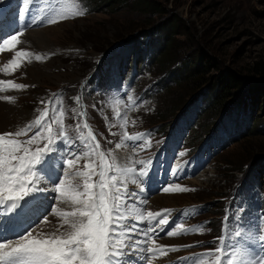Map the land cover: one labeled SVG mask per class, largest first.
<instances>
[{"label": "rangeland", "instance_id": "obj_1", "mask_svg": "<svg viewBox=\"0 0 264 264\" xmlns=\"http://www.w3.org/2000/svg\"><path fill=\"white\" fill-rule=\"evenodd\" d=\"M138 1L79 0L77 3V0H55L58 8L69 18L52 25L38 23L29 27L33 18L39 19L40 16L35 5H31L30 10L22 15L23 0H0V24L4 32L11 34L22 30L19 48L45 57L40 62L34 59L31 63L24 62L11 75L0 71V78L3 80L29 85L27 89L9 88L7 92L0 93V96L14 97L11 103L0 100V134L15 132L33 121L39 116L36 109H43L41 100L54 99L57 105L64 108L63 123L70 139L80 143L79 137L83 136L88 140V129L83 127L86 121L100 144V150L106 155L111 153L108 156L109 162L113 158L121 165L130 162V158L151 161V180L146 185V191L141 193L148 200L143 205V209H147L144 211L171 210L170 218L173 223L165 228V232L169 229H203L174 237L160 232L156 244L168 246L169 250L167 255L158 254L153 258L152 264H193L196 257L213 250L219 244L218 238L221 236L237 248L247 247L250 254L254 249L264 255V245L259 241V236L264 235L263 216L244 214L241 205L236 203L232 211L237 217L241 216V221L246 220L247 228L242 226L244 230H240L238 225L228 223L222 232L213 228L216 226L214 222L221 199L217 198V194L220 197L226 196L236 179L243 172L249 171L253 157L264 156V0H151L158 5L160 13L157 16H146L138 11L135 6ZM40 7L44 8L46 5L41 3ZM81 8L85 14L74 17L73 10ZM150 21L153 23L148 28ZM173 21L177 24L171 43L173 61L160 65V55L167 48L162 28ZM53 26L57 27L54 30L60 31L56 38L52 37L53 33H45V29ZM155 27L158 30L155 31ZM142 29H147L137 36L142 41L136 38L129 47H125L132 52V58L140 59L136 72L132 70V63H123L120 67L118 61H103L104 50L109 54L124 53L119 49L121 41ZM31 31L36 32L28 34ZM44 34L46 37L38 42L41 48H37L27 37L41 38ZM12 55L11 52L0 54V68ZM94 63L99 64L98 70H92ZM192 63L195 66L205 65L202 74L205 78H211V87L205 86L188 94L191 86L188 84V66ZM34 64L39 65V72L37 76L31 77L32 80L26 81L23 74L28 73ZM33 70H36L35 67ZM89 73L91 76L87 77ZM235 82L240 87L235 90V97L226 101L227 109H223V113L220 111L223 117H211L213 100L218 96L215 85L218 83L219 87L224 88ZM54 94H59L61 99H57ZM81 97L85 101L84 106ZM237 98L245 99L242 106L232 105V101ZM73 108L76 109L75 113L72 112ZM118 111L121 116L127 117L126 128L121 127L124 121L117 118ZM22 112H30L29 118L23 120ZM80 113L84 114L83 119ZM176 120L179 123L176 130L179 138L186 136V125L192 122L189 142L193 140V136L202 139L205 135L208 138L210 134L212 139L216 137V144L226 146L230 141V145L217 156L197 153L189 157L188 152H184L187 149L186 142L180 143L179 138L170 145L164 140L165 135L161 138L152 136L158 130L169 135L171 130L167 124ZM77 124H80V128H77ZM170 127L173 129V123ZM125 131L133 136L150 133L148 139L151 146L135 151L131 147L117 149L116 144L122 142ZM127 143L131 144V141ZM181 152L185 153L183 157L179 155ZM133 153L140 157H133ZM52 155L55 157L57 154ZM172 159H178L179 164L184 166L175 177V183L186 187L188 191H160L167 185V181L171 180V185L175 186L172 169L178 163ZM224 160L231 165L223 162ZM86 162V159H80L72 171L84 170ZM189 166L204 169L190 180L192 171H188ZM232 168L240 170L230 171ZM46 170L50 172L51 162ZM249 178L248 184L254 182L257 169L250 171ZM259 182L264 184V166ZM74 183L79 184L81 181L77 178ZM129 190L138 191V187L129 184ZM50 192V197L55 195L54 191ZM49 203L53 205L55 201L50 199ZM44 204L46 208V200ZM206 205H210L209 210L204 208ZM56 218L49 215L48 220L51 221L41 225L43 230L54 231L56 224L60 222ZM15 227L20 230L19 224H7L9 238L14 234L11 229ZM237 233H241V237L238 238ZM183 245L194 247L170 250ZM128 259L136 264L135 257L130 256Z\"/></svg>", "mask_w": 264, "mask_h": 264}, {"label": "snow or ice", "instance_id": "obj_2", "mask_svg": "<svg viewBox=\"0 0 264 264\" xmlns=\"http://www.w3.org/2000/svg\"><path fill=\"white\" fill-rule=\"evenodd\" d=\"M41 3L46 7L41 8ZM23 4L22 15L30 10L31 5H35L40 13L39 19L34 17L29 27L38 23L52 25L69 18L58 8L55 0H23ZM84 14L82 8L73 10L74 17ZM22 35V30L5 33L0 24V54L13 53L0 68L6 75L20 69L24 62L45 59L19 48ZM28 87L13 80L0 79V93L7 92L9 88L23 90ZM54 95L61 99L59 94ZM0 100L11 103L14 97L0 96ZM40 103L43 109H36L39 112L36 119L15 132L0 134V264H133L128 259L130 256L135 257L136 264H152V259L158 254L167 255L169 247L157 245L156 240L159 233L165 232V228L173 223L171 210L145 212L143 209L148 200L141 193L146 191L151 180L152 162L131 158L128 165H121L114 158L109 162L111 153L106 155L100 150V144L86 121L83 127L88 129V140L81 136L80 143H77L68 137L65 130L63 106L57 105L54 99L41 100ZM132 104L135 106L134 102ZM72 112L75 113L76 109L73 108ZM80 116L84 118L83 113ZM116 116L123 119L121 127L126 128L127 117L121 116L119 111ZM149 136L150 133L133 136L125 131L116 148L131 147L135 151L150 147ZM20 137L26 139L21 140ZM53 153L57 155L54 157ZM179 155L183 157L185 153ZM82 158L88 161L83 166L84 170L72 171ZM50 162L51 174L46 170ZM183 167L178 164L172 169L175 186L165 185L160 191L189 190L175 183V177ZM77 178L81 183H74ZM129 184L137 185L138 191L129 190ZM47 191H54L55 195H38ZM46 199L55 201L50 212L45 208ZM49 215L60 221L52 232L40 227L49 223ZM145 221L147 226L141 227ZM9 222L20 226V230L11 229L14 233L11 238L7 234ZM202 230L200 227L180 231L169 229L165 235L174 237ZM237 237H241V233H237ZM218 239L219 244L196 257L193 264H264V255L254 249L250 254L247 247L237 248L224 236ZM259 241L264 245V235L259 236ZM181 247L194 245L172 247L170 250L177 251Z\"/></svg>", "mask_w": 264, "mask_h": 264}, {"label": "trees", "instance_id": "obj_3", "mask_svg": "<svg viewBox=\"0 0 264 264\" xmlns=\"http://www.w3.org/2000/svg\"><path fill=\"white\" fill-rule=\"evenodd\" d=\"M135 6H136V9L138 11L142 12L146 16L147 15L157 16L160 13L158 5L156 4V2L151 1V0H139L138 3ZM152 23H153V21H150L147 24L148 28L151 27ZM176 28H177V24H176L175 21H173L170 24H167L166 27L162 28V30L164 32V37H165L164 39L167 40V48L168 49L166 48L165 51L161 53L160 58H159L160 65H161V63H162V65H166L167 63H171L173 61L172 53H171V49H172V45L173 44H171V43H172V38L175 35V29ZM153 29H155V31H156V30H158V27H155ZM146 30L147 29H142V30L136 31L135 34H133V35H131L129 37H132V36L135 35L134 38L136 39V37L139 34H141V32H144ZM148 31H150V30H148ZM129 37L126 38L125 40L121 39V40H123L122 42H125L124 46H127V45H128V47L130 46L129 44H131L132 41H129ZM121 50H122V52H124V55H126L125 60L131 61L132 52L129 49H128L129 51L126 50V49H123V48ZM106 53H107V51L104 50L102 54L105 55ZM115 55H117V56L119 55L120 56V53L119 54L115 53ZM133 55H135V52L133 53ZM111 56H113V54L106 55L107 58H109ZM204 67H205V65H200V64H196V66H195L194 63H192V65L188 66V70H189L188 71V73H189L188 74V79L190 78V81H189L188 84L191 85L190 88H189L188 94L194 93V92L200 90L201 88H204L205 86H207L206 88L211 87L210 86L211 85L210 84L211 83V78L210 77L205 78L204 77L205 75L202 74L203 70H205ZM95 68H97V65L94 63L93 67H92V70L95 69ZM217 84L215 85L214 88H218V92H217L218 96L216 97L215 100H213L212 108L210 110L212 112L211 117L212 116L214 117V115H219V116L223 117V115H222L223 111L222 110L223 109L225 110L228 107L226 105V101L228 99L232 98V97L234 98L235 97V95H234L235 90L240 87L238 82H235V84H233V85H231L229 87H224V88H223V86L219 87ZM224 84H222V85H224ZM229 90H231V91L229 92ZM76 94H78V91L76 92ZM71 95H73V94L71 93ZM248 97L252 98L250 95ZM244 100L245 99L237 98V99L232 101V103H233L232 105L237 106V107L242 106L243 103H244ZM228 103H230V102H228ZM183 105H184V103L182 104V106ZM182 106H179V107L181 108ZM178 110H179V108H178ZM220 111H222V113H220ZM192 139L194 141L193 140H191V142L188 141L189 148L192 149V148L199 147V145L201 144V142H199L200 138H197V136H193ZM196 139H198V140L196 141ZM189 140H190V138H189ZM251 157H253V155ZM251 157H250V159H251ZM253 158H254V160H252L253 163H251L250 167L248 166L249 167V171L243 172L241 174V177L236 179V181L234 183L235 185H234L233 188L235 189L236 193H237V191L239 192L240 190L244 191L243 187L246 185V183L250 179L249 178L250 171H252L253 169H257V178L254 180V182H256L257 187L256 186L254 187L252 185V187H251L249 192H252L260 200L264 201V184H261L259 182V175L261 174L262 168L264 166V156H258V157L255 156ZM223 162L231 165V163L229 161H227V160H224ZM241 164H243V162H241ZM239 170L240 169H236V168L233 169L232 168L230 171H239ZM254 182H250V184H253ZM258 191H259V193L262 196L258 195ZM219 195L217 194V198H223V197H220ZM230 196H231V193L228 192L227 195L224 196V197L230 198ZM218 204H220L221 206L223 205V203H221V202H219ZM220 205L218 207V209H219L218 212L220 211V207H221ZM216 221L219 222L218 220H216Z\"/></svg>", "mask_w": 264, "mask_h": 264}, {"label": "bare ground", "instance_id": "obj_4", "mask_svg": "<svg viewBox=\"0 0 264 264\" xmlns=\"http://www.w3.org/2000/svg\"><path fill=\"white\" fill-rule=\"evenodd\" d=\"M33 7V6H32ZM61 26V25H60ZM57 28V27H56ZM56 28H54V26L53 27H49V28H47V29H45V33L46 32H50V33H53V35H52V37L53 38H56L57 37V35H59L60 34V31L59 30H54V29H56ZM53 30V31H52ZM36 31H31V32H29L28 34H32V33H35ZM48 36V35H47ZM27 37L29 38V40L31 41V42H33V44L35 45L36 44V46H37V48H41L40 47V44L38 43L39 41H41V40H43L45 37H46V35L44 34V35H42V37L41 38H36V37H32V36H28L27 35ZM27 38V39H28ZM48 39H50L49 37H47ZM49 43V42H48ZM42 45V44H41ZM46 45V44H45ZM58 45V44H57ZM57 54V53H56ZM49 65V64H48ZM37 66V67H36ZM35 67V69L36 70H33V68ZM39 68V65H32L31 67H30V70H28L29 72L28 73H26V72H24V74H23V76H26V81H28V80H32L31 79V77L33 76V75H36V74H38V69ZM45 72V71H44ZM22 74V73H21ZM41 74V73H40ZM37 76V75H36ZM55 75H53V77H54ZM1 79V78H0ZM24 80V81H25ZM1 105V104H0ZM5 106V105H4ZM6 110V109H5ZM23 110V109H22ZM25 110V109H24ZM27 110V109H26ZM4 112V111H3ZM8 112V111H7ZM15 112V111H14ZM20 114H21V112H19ZM17 115V114H16ZM30 115V112H28V113H23L22 112V119L23 120H26L27 118H29L28 116ZM11 117V116H10ZM9 118V117H8ZM22 120V121H23ZM21 121V122H22ZM122 154V153H121ZM124 154V153H123ZM123 158V157H122ZM203 169L204 168H197L196 170H194L193 169V171H192V173H191V175H190V180L192 179V178H194L197 174H199L200 172H202L203 171ZM167 185H171L172 184V181L170 180V181H167V183H166ZM136 187V186H135ZM38 195H40V196H42V197H50V195H51V192L50 191H47V192H43V193H38ZM168 199V198H167ZM46 201H47V206H46V209H47V211L48 212H50V206H51V204L49 203V201H50V199H46ZM57 219V218H56ZM49 221H51V220H49ZM58 222H59V220H58ZM57 222V223H58ZM39 223V222H38ZM54 225V224H53ZM57 225V224H56ZM55 225V226H56ZM15 226V225H14ZM147 226V222H145L144 224H142L141 225V227H146ZM41 228H43L42 226H40ZM15 228H17V227H15ZM44 229V228H43ZM47 229H48V227H47ZM130 260V259H129ZM154 263V262H153Z\"/></svg>", "mask_w": 264, "mask_h": 264}]
</instances>
